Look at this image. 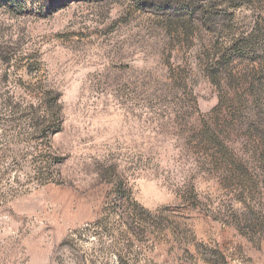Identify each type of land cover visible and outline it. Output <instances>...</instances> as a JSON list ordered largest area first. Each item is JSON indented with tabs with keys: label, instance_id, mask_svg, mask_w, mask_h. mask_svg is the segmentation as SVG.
<instances>
[{
	"label": "rangeland",
	"instance_id": "374dc122",
	"mask_svg": "<svg viewBox=\"0 0 264 264\" xmlns=\"http://www.w3.org/2000/svg\"><path fill=\"white\" fill-rule=\"evenodd\" d=\"M258 70L264 0H0V264H264Z\"/></svg>",
	"mask_w": 264,
	"mask_h": 264
},
{
	"label": "trees",
	"instance_id": "16d2710c",
	"mask_svg": "<svg viewBox=\"0 0 264 264\" xmlns=\"http://www.w3.org/2000/svg\"><path fill=\"white\" fill-rule=\"evenodd\" d=\"M201 22L203 26L208 27L209 25L208 19H202ZM242 49H243L242 43L240 44L232 43L230 46L225 48L224 52L221 55H219V57H217L215 60L212 61L213 63L206 70L207 71L206 73H207V77H209L212 85L215 88L219 87L220 89L221 80L223 78L227 77V79L230 82V87L234 88L232 84H235L236 86L239 81L241 82L243 79L248 77L245 74H241V78L237 79L236 76L234 75L235 71H234L233 64L235 62L233 58L243 57ZM262 70H258L260 77L264 76L263 74H261L263 73L261 72ZM251 90L254 92V94L257 97L256 105L258 107L259 102H261L264 99L263 82H261L260 80L258 88H255V89L251 88ZM233 98L235 100V97ZM243 102L247 103L246 100H244ZM230 105L231 107H233V99H231ZM50 111L52 112V115H55L56 117L59 114V110H57L56 106H53L50 109ZM220 111L221 109H220L219 101H218V104L215 105L214 113H220ZM261 111L262 109L260 110V108L257 110L256 116L254 118L255 120L251 118L253 121H250L248 117L245 119L243 118V120L246 125L250 126L249 132L246 133L248 138L254 139V143L257 138L259 140V142L256 145L249 147L248 150L250 151L251 150L250 148L254 149L253 154L256 157H258L257 163L259 162V165H260L259 169L261 173H264V130H261V132H259L258 130L256 131L254 129L255 127L259 125H264V114H262ZM227 128H228V125L225 126L226 130ZM199 135L201 136L200 139H201L203 150L205 151L215 150L214 154H211V155L216 160V162L220 161V162H223V164H226L229 170L228 172H231L233 175L243 174V172L246 169V164L238 160V158L234 155L233 149L227 143L228 142L227 140L229 139L232 140V137H233L232 134H230L229 132L225 133V131L216 132L215 130H211L208 128L207 130L201 132Z\"/></svg>",
	"mask_w": 264,
	"mask_h": 264
}]
</instances>
